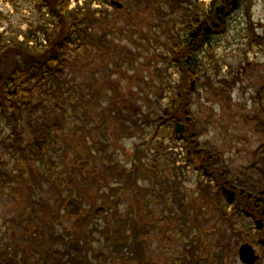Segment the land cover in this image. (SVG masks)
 <instances>
[{
	"label": "rangeland",
	"instance_id": "rangeland-1",
	"mask_svg": "<svg viewBox=\"0 0 264 264\" xmlns=\"http://www.w3.org/2000/svg\"><path fill=\"white\" fill-rule=\"evenodd\" d=\"M90 1L70 0L68 9L84 10ZM116 1L123 8L92 3L103 13L88 31L91 44L66 51L70 89L59 102L32 97L34 104L44 102L53 121L62 120L46 156L22 160L0 145V264H243L240 246L250 243L261 253L251 223H229L234 207L212 195L214 183L181 159L183 143L168 134L184 125L195 153L206 150L222 174L227 168L222 176L229 185L239 178L264 187V177L252 168L261 162L264 169V0L242 4L222 34L195 50L200 68L191 71L196 86L184 121H168L160 131L152 120L174 98L181 74L164 58L184 36L178 27L187 14L181 8L192 14L201 0H144L140 8L134 0ZM46 11L36 0H0V33L24 40L48 23ZM188 47L182 52L190 53ZM37 110L31 120L23 112L19 123L30 149L29 121H43L44 109ZM9 132L0 114V141L6 138L10 147ZM162 138L169 149L157 158ZM173 159L182 169L173 167ZM175 177L190 216L173 201ZM73 201L78 217L67 211ZM129 223L138 225L135 233Z\"/></svg>",
	"mask_w": 264,
	"mask_h": 264
},
{
	"label": "trees",
	"instance_id": "trees-1",
	"mask_svg": "<svg viewBox=\"0 0 264 264\" xmlns=\"http://www.w3.org/2000/svg\"><path fill=\"white\" fill-rule=\"evenodd\" d=\"M110 1L111 0H102L104 4H110ZM36 2L39 4L41 10H47L45 13L49 14V18L47 19L48 23L38 27L35 32L30 31L26 33L24 40H20L17 37L7 38L3 33H0V114L10 128L7 139L11 140L10 136H13V141L8 143L10 147L7 145L6 140H4L6 138L0 141V145L5 146L8 150L13 149V152H11L12 155H14L15 152L22 160H34V155L41 159L45 157L51 144V135L55 130H62V120L58 118L53 121L47 114V110H45L46 107L44 102L38 101L34 104L32 97L39 95L43 97L49 96L53 100L59 102L61 95H64L66 91L70 89V80L66 77L70 62L66 55V51L69 47L76 51L81 48L83 41H90L91 36L88 34V31L92 28L91 26L98 21L96 15L101 11L92 7L94 0L87 3L85 9H80V11L68 9L70 0H36ZM218 2L219 0H214L212 3V8L215 12L219 7ZM186 20L187 22L191 20L190 13L187 15ZM48 25H52V28H49ZM86 37L88 38L86 39ZM251 40H253V38H251ZM89 43L91 44V42ZM186 43H188V41H183L181 43L174 42V47L169 50L170 55H166L167 57L164 58V61L169 64H177L181 71V79L173 94L174 98L171 99L169 105L161 107V111L156 114L158 116L152 120V123L157 126V131L163 129V126L168 121L177 122L178 117H182L184 121L183 116L191 99V91H195V89L192 88V67L189 64H185L186 57L182 52V47ZM159 70H161V68ZM168 85H170V83ZM39 107L44 109L41 113L43 121H40V119L29 121L30 130L32 131V140H34L31 141V145L34 148L30 149L29 146L25 145L26 142L19 130V123H21V115L23 112L28 114L30 116L29 120H31V117L39 113L37 110ZM57 107L61 113L64 112L65 109L61 105L57 104ZM168 135L171 139L183 138L185 140L188 150L186 157L188 161L193 162L196 168L199 169V171L201 170V172H203L202 174L209 178L208 180L214 181L213 187L215 190H212V195L217 199H226L227 179L223 178L222 175L227 173V168L223 170L222 174L221 170L223 166L219 164L220 162H218L217 159L213 158V161L210 160L206 150L202 151L200 156H198L195 153L197 148L190 147V140L186 133H184L183 136H179L174 130H171ZM163 144L164 138L159 142V147L156 152L157 155L155 157L159 158L161 155L165 154L167 147ZM166 156L167 154L163 157ZM155 160L157 161L156 158ZM175 162L176 160L173 159V167L182 169L174 166ZM114 168H117V166ZM150 171L156 172L154 167L150 168ZM260 175H264L263 168L260 169ZM174 179L171 188L174 195L173 201L182 212H190V216L191 210H188L189 206H187L185 210L183 209L186 205L184 198L180 195L179 178L175 177ZM238 180L240 179L238 178ZM161 186L162 190L166 188L165 183L161 184ZM239 190L240 189H238V191ZM169 192L170 190H166V193L169 194ZM237 197L240 201L247 199L246 196L240 193H238ZM169 200L171 199L165 195L164 204L167 207ZM231 204H233V202ZM233 207L234 214L232 216L233 218H229L232 219V221L229 220L230 224L234 223V219L240 223L244 220L242 219V209H245V214L249 215L251 207L253 208L254 206L245 207L233 204ZM78 210L79 208L75 201L67 206V211L72 217L80 216ZM104 210L103 208L95 211L98 215ZM171 214L172 216L175 215L173 211H171ZM235 225L238 226V224ZM129 226L132 227L130 223ZM182 226H185V224ZM254 226L258 227L256 223ZM137 227V224L134 225L131 228V232L135 233L136 229H138ZM259 236L264 244V232H260ZM60 241L66 244L68 239L61 238ZM126 243L127 239L123 245H126ZM132 250L133 248L131 251ZM55 253L62 256L60 251H56ZM75 256L78 258L81 257L80 250L76 252ZM200 259L204 260V258ZM77 262L78 264H82L79 260H76L75 264Z\"/></svg>",
	"mask_w": 264,
	"mask_h": 264
},
{
	"label": "flooded vegetation",
	"instance_id": "flooded-vegetation-1",
	"mask_svg": "<svg viewBox=\"0 0 264 264\" xmlns=\"http://www.w3.org/2000/svg\"><path fill=\"white\" fill-rule=\"evenodd\" d=\"M205 1L206 0H201L200 4L195 3L196 6H191L193 11L192 14L187 10L189 9L188 6H183L181 8L182 13L187 15L190 13L191 20L187 22L183 15L184 22L180 20L181 24L179 27L178 24H176L178 29L184 32V36H182V38H178L177 41L180 43L183 41L189 42V44L186 43L184 45L186 47H188L187 44L189 45V47L185 51H190V53L186 54L184 52L183 55L186 57L185 64L191 65L193 74H196V72H198V69L200 68L199 61L197 60V57L194 56L195 50L200 47L208 46V44L211 43L213 37L222 34L227 19L234 13V11H237L238 8L242 6V4H248L249 0H219V7L216 9V12L213 11L212 8V3L214 0H211L209 5L206 4ZM143 2L145 1L134 0L133 5L136 6V8H140L143 7ZM162 21L165 23V19H162ZM215 24H218L219 27H215ZM207 26H210L209 31H206ZM174 27L175 25L172 26V28ZM187 58H189V61ZM195 86L196 85H193L192 88L195 89ZM252 168H254V170L260 174V169H262L263 167L261 165V162H259L258 164L253 165ZM262 176L264 177V175ZM226 184V191L234 194L233 204L245 207H251V205L254 206L253 208L251 207L249 215H247L248 219L255 222L261 221L263 224L262 228L259 230H253L258 234H260V232H264V187L261 190L258 188L250 187L248 184L242 182L241 179L238 180L236 184L229 185L228 181H226ZM262 184L264 185V178H262ZM238 189L240 190L238 191ZM238 193H240L241 195L244 194L247 199L240 201L237 197ZM242 214H245V209H242ZM262 246L263 244L259 243L258 249L261 251V257L263 256Z\"/></svg>",
	"mask_w": 264,
	"mask_h": 264
},
{
	"label": "water",
	"instance_id": "water-1",
	"mask_svg": "<svg viewBox=\"0 0 264 264\" xmlns=\"http://www.w3.org/2000/svg\"><path fill=\"white\" fill-rule=\"evenodd\" d=\"M112 4L117 6L118 8H123V4L118 1H112ZM215 27H219V25L215 24ZM209 29H210V26H207L206 31H209ZM184 130H185L184 125L178 124L176 131L180 134H183ZM0 158H1V155H0ZM228 195L230 199H233L234 197L233 193L228 192ZM259 225L262 226V223L259 222ZM239 255H240L241 261L245 264H256V262L259 260V256L255 254V250L249 244H244L243 246L240 247Z\"/></svg>",
	"mask_w": 264,
	"mask_h": 264
}]
</instances>
